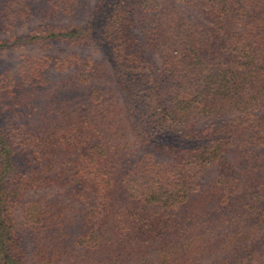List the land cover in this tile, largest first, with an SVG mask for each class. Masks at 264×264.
I'll return each instance as SVG.
<instances>
[{
	"label": "trees",
	"instance_id": "trees-1",
	"mask_svg": "<svg viewBox=\"0 0 264 264\" xmlns=\"http://www.w3.org/2000/svg\"><path fill=\"white\" fill-rule=\"evenodd\" d=\"M0 264H264V0H0Z\"/></svg>",
	"mask_w": 264,
	"mask_h": 264
},
{
	"label": "rangeland",
	"instance_id": "rangeland-1",
	"mask_svg": "<svg viewBox=\"0 0 264 264\" xmlns=\"http://www.w3.org/2000/svg\"><path fill=\"white\" fill-rule=\"evenodd\" d=\"M35 25V22H29V23H26L24 24L23 26H21L19 29L15 30L14 32L19 34L21 32H24L26 30H28L29 28L33 27ZM10 34H5L3 33L2 36H8ZM71 47H67L66 49L69 50ZM72 49H75V47H72ZM94 48L92 47H89L87 48V50H85L84 52L85 53H90V54H94L93 52ZM26 52H40L39 49L35 46H30V47H24L22 49H19V50H12L10 52H8L6 54V56H4V58L6 57V62H8V58H11L12 59V62L13 63L16 59H18L20 57V55L22 53H26Z\"/></svg>",
	"mask_w": 264,
	"mask_h": 264
}]
</instances>
